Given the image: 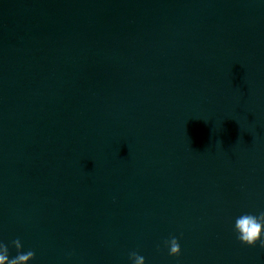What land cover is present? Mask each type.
<instances>
[{"label": "water", "instance_id": "95a60500", "mask_svg": "<svg viewBox=\"0 0 264 264\" xmlns=\"http://www.w3.org/2000/svg\"><path fill=\"white\" fill-rule=\"evenodd\" d=\"M261 211L264 0H0L10 258L264 264Z\"/></svg>", "mask_w": 264, "mask_h": 264}, {"label": "clouds", "instance_id": "9594fccd", "mask_svg": "<svg viewBox=\"0 0 264 264\" xmlns=\"http://www.w3.org/2000/svg\"><path fill=\"white\" fill-rule=\"evenodd\" d=\"M235 229L238 233L237 238L244 244L249 246H255L257 242H261L260 246L264 248V211L260 214H243L235 221ZM15 248L18 250V254L15 258L9 257V249L3 243H0V264H29L31 260L35 258V252L29 250L26 254L20 251L22 245L19 239L13 241ZM165 244L169 247V254L172 256H179L181 254V247L178 239L172 237L170 240L165 241ZM132 259L134 264H146L145 258L136 252H132Z\"/></svg>", "mask_w": 264, "mask_h": 264}]
</instances>
